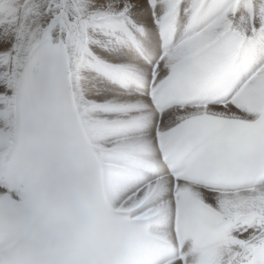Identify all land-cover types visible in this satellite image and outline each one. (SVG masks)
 I'll return each instance as SVG.
<instances>
[{"label": "snow or ice", "instance_id": "1", "mask_svg": "<svg viewBox=\"0 0 264 264\" xmlns=\"http://www.w3.org/2000/svg\"><path fill=\"white\" fill-rule=\"evenodd\" d=\"M0 264H264V0H0Z\"/></svg>", "mask_w": 264, "mask_h": 264}]
</instances>
